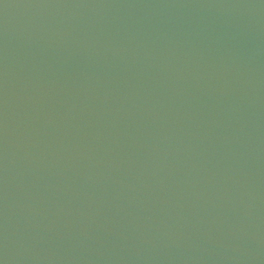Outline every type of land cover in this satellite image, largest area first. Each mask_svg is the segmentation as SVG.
Here are the masks:
<instances>
[{
  "label": "water",
  "instance_id": "water-1",
  "mask_svg": "<svg viewBox=\"0 0 264 264\" xmlns=\"http://www.w3.org/2000/svg\"><path fill=\"white\" fill-rule=\"evenodd\" d=\"M0 264H264V0H0Z\"/></svg>",
  "mask_w": 264,
  "mask_h": 264
}]
</instances>
